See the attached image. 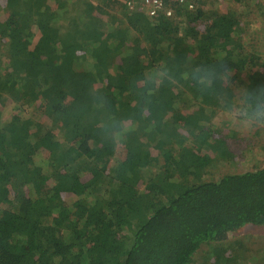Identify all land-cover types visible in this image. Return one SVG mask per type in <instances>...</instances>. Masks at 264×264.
<instances>
[{
	"label": "trees",
	"instance_id": "1",
	"mask_svg": "<svg viewBox=\"0 0 264 264\" xmlns=\"http://www.w3.org/2000/svg\"><path fill=\"white\" fill-rule=\"evenodd\" d=\"M130 2L0 0V264H264L228 240L264 227V168L214 177L241 140L180 76L222 63L264 84L247 38L264 0ZM161 64L177 81L148 96Z\"/></svg>",
	"mask_w": 264,
	"mask_h": 264
},
{
	"label": "clouds",
	"instance_id": "2",
	"mask_svg": "<svg viewBox=\"0 0 264 264\" xmlns=\"http://www.w3.org/2000/svg\"><path fill=\"white\" fill-rule=\"evenodd\" d=\"M180 76L190 80L202 95H214L228 123L238 133H264V84L234 87L231 69L222 63H191L181 71ZM176 81V70L161 64L144 73L137 83L150 96L160 86ZM104 126L113 140H122L123 122Z\"/></svg>",
	"mask_w": 264,
	"mask_h": 264
},
{
	"label": "rangeland",
	"instance_id": "3",
	"mask_svg": "<svg viewBox=\"0 0 264 264\" xmlns=\"http://www.w3.org/2000/svg\"><path fill=\"white\" fill-rule=\"evenodd\" d=\"M235 8L238 10V7L235 6ZM249 19L252 21L248 24L249 34L247 38H249L250 41L248 43H252L253 45L255 44L262 51V49H264V21L261 18V13L260 16L258 13H255L254 18L250 16ZM10 108L12 109V105L8 104V106L3 110L2 118L4 120L9 118L11 113ZM212 124H215L218 128L222 127L223 129H227L226 136L228 134H230V136L235 134V138L241 140V146H239V148L234 151L235 156L232 157V160L228 163L223 161L218 164L217 169H213L214 177H216L218 174H240L251 170L255 171L259 168H264V147H262L264 146V133L253 135L238 133L233 127L230 126L227 119L223 115V112H220V114L213 118ZM227 137L228 140H230V137ZM230 147L232 150L235 148V146ZM237 232H240L239 236L238 234L229 235V242H234L238 239V241H240L238 243L240 248L243 246V248L249 254L251 260L259 259L264 256V227H256L255 229L244 227ZM213 249L218 251L219 247L213 245ZM201 260L202 257L199 254L198 264H200Z\"/></svg>",
	"mask_w": 264,
	"mask_h": 264
},
{
	"label": "built area",
	"instance_id": "4",
	"mask_svg": "<svg viewBox=\"0 0 264 264\" xmlns=\"http://www.w3.org/2000/svg\"><path fill=\"white\" fill-rule=\"evenodd\" d=\"M134 5H139L146 10L154 13L161 6V0H131L128 9L133 8Z\"/></svg>",
	"mask_w": 264,
	"mask_h": 264
}]
</instances>
